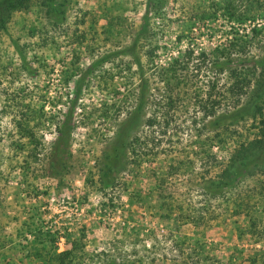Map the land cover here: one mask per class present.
<instances>
[{"label":"rangeland","instance_id":"1","mask_svg":"<svg viewBox=\"0 0 264 264\" xmlns=\"http://www.w3.org/2000/svg\"><path fill=\"white\" fill-rule=\"evenodd\" d=\"M8 1L0 0V264H57L52 255L66 248L64 264L260 262L264 0H57L58 13L42 0ZM222 50L234 61L215 64ZM229 67L247 74L243 92L231 91ZM118 130L126 147L105 184ZM239 144H251L248 166L216 184Z\"/></svg>","mask_w":264,"mask_h":264},{"label":"trees","instance_id":"2","mask_svg":"<svg viewBox=\"0 0 264 264\" xmlns=\"http://www.w3.org/2000/svg\"><path fill=\"white\" fill-rule=\"evenodd\" d=\"M26 1L27 0H9L7 6L8 7H21L26 4ZM148 1L149 3H153V6H156V2L159 3L161 0H148ZM41 4L47 6L46 11L53 10V12H56V13L60 12V8L57 6L59 5L57 0H42ZM233 42L234 41H232L231 43L233 44ZM221 52L223 53L225 60L218 61L220 63L216 61L215 64L222 66V65L229 64L230 62L234 61L230 52L225 51V50H222ZM238 59H241V58L238 57ZM179 64H181V67L185 66V64L182 62ZM171 66H173V64ZM170 69H174V68L171 67ZM229 69H230L231 74L233 75L232 85L230 86L231 91L233 92L239 91L238 93L243 92L245 90L246 85L249 82V78L247 74L246 73L242 74V70L239 67H229ZM143 101H144V96L143 94H141V97L137 103L138 109L141 108ZM211 102H212V108H213V105H214L213 103H218L220 102V100L213 99ZM205 110H206L205 112L209 111V109L207 108H205ZM70 116H71V109H69L66 112L65 118L57 127V136L52 141V143L55 145V149H53L49 155V158L51 159L50 165L52 168H55V164L58 162V161H54V159H57L58 155H61L59 153L60 150H58L57 148H60V146H63L67 142V134L69 132V129L71 128V126L69 125ZM149 121L152 122V119H150ZM213 122L215 124L216 122H218V120L214 119ZM118 131L119 132H117V134L114 137L111 155H108L107 158L103 160L101 179L103 180L105 184H108V181H105V180L108 179L109 172L110 171L112 172L115 169V162L118 159V157L121 155V153L125 151V147H126V136L124 135L123 130H118ZM250 145L251 144L244 146L243 144H239V147L235 149L234 152L231 153L230 160L228 162V165L225 167V171H224L225 173L223 174L225 175V177L227 176V179H224V176H221V179L216 184L218 185L229 184L234 179L235 175L239 172L237 171V168H239V170H242V168L248 166V161L252 157ZM238 164H241L243 166L242 167L238 166ZM231 171L236 172L234 176L230 175ZM56 174L57 173L55 172V175ZM70 254H72V248H66V249H62L56 252L55 255L54 254L52 255V257L53 259H56L57 264H64L65 258H68ZM261 255L262 256L260 257L261 258L260 262L256 263L257 255H255L251 257L250 264H264V252H262ZM107 264H116V261L114 259H111L108 261Z\"/></svg>","mask_w":264,"mask_h":264}]
</instances>
